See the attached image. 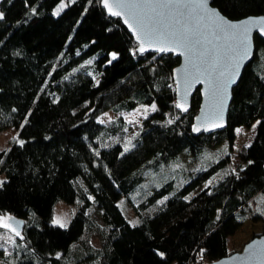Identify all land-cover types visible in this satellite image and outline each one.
Returning a JSON list of instances; mask_svg holds the SVG:
<instances>
[{
  "label": "trees",
  "instance_id": "trees-1",
  "mask_svg": "<svg viewBox=\"0 0 264 264\" xmlns=\"http://www.w3.org/2000/svg\"><path fill=\"white\" fill-rule=\"evenodd\" d=\"M60 3L0 0V132L18 129L24 141L0 151V214L26 222L23 238L17 237L10 254L0 248V259L209 264L233 253L230 239L244 224L264 221L256 206L264 196V40L255 37V57L233 91L226 129L195 135L201 92L187 114L177 109L173 70L179 57L140 55L133 36L101 0H72L56 15ZM213 5L232 20L264 14V0ZM113 52L118 57L108 63ZM153 104L156 110L130 138L123 115L99 120L108 110ZM256 121V136L233 171L228 153L236 129ZM221 144L227 149L221 148L218 160L183 183L163 173L182 154L201 158ZM148 178L156 182L142 193ZM59 201L76 207L65 228L53 223Z\"/></svg>",
  "mask_w": 264,
  "mask_h": 264
},
{
  "label": "snow or ice",
  "instance_id": "snow-or-ice-1",
  "mask_svg": "<svg viewBox=\"0 0 264 264\" xmlns=\"http://www.w3.org/2000/svg\"><path fill=\"white\" fill-rule=\"evenodd\" d=\"M103 4L113 16H122L127 13L132 22L130 23L128 18L124 22L128 24L134 33H137L136 39L139 41L137 51L141 53L147 51L148 48L145 45H155L156 50L159 52L175 51L176 48L185 50L189 57L188 64L190 65L184 70L185 94L192 85L200 83L202 78L207 79L211 95L214 98H220L221 111L217 115L221 122L216 123L214 126L223 127V95L226 93L228 86L235 82L242 61L248 57L249 36L252 30L258 28L261 34H264V17L259 19L251 18L233 24L221 16L217 10L209 8L208 0H157L154 3L137 2V0H114L113 3L110 0H103ZM67 6L64 0H61L56 15H59ZM114 7L124 11H114ZM33 12H35V9H33ZM164 16H171L175 23L163 24L160 18ZM186 16H192L195 20V25L180 24V19L178 18ZM3 19L4 13L0 12V20ZM201 29L210 30L217 39H223L229 44L232 54L228 57L226 69H221L222 60L219 56H209L206 52H201L197 49L196 46L200 44V40L197 37L202 35ZM133 54L135 55V52ZM110 55L112 59L108 63L118 57L116 52ZM86 63L91 64L92 60ZM73 71L76 70L74 69ZM177 107L187 111V108L182 104H177ZM151 110L155 111L156 105L153 104ZM105 116H107V113H105ZM104 122L103 119L100 120V123ZM25 123H27V118ZM195 130L199 131L200 129L197 127ZM18 143L23 145L24 141L18 140ZM124 151H128V148L126 147ZM97 155H99V152H97ZM212 182L210 179L205 187L211 185ZM4 183L5 181L0 180V187ZM164 199L166 200L167 197ZM185 199H188V197H185ZM160 203H163V201H160ZM14 220L15 218L10 215L0 214V227L10 230L15 237L23 238L18 228L9 222ZM16 223L20 224L23 222ZM53 223L61 228L67 227V223L61 217L54 219ZM133 227H135V223H133ZM8 242L15 244V240L11 236L8 237ZM0 247H3V245H0ZM160 255L163 256L164 254L160 253Z\"/></svg>",
  "mask_w": 264,
  "mask_h": 264
},
{
  "label": "water",
  "instance_id": "water-1",
  "mask_svg": "<svg viewBox=\"0 0 264 264\" xmlns=\"http://www.w3.org/2000/svg\"><path fill=\"white\" fill-rule=\"evenodd\" d=\"M110 2L114 3V0H110ZM137 2L154 3L157 2V0H137ZM101 5L112 18H118L121 20L123 25L127 28V30L130 32V34L133 36L134 40L136 41L137 49H138L139 41L136 39L137 33H134L129 28L128 24L124 22L126 18L129 19L130 23L132 22L131 19L128 17L127 13H125V15L122 16H113L105 8L103 4V0H101ZM208 6L211 9L217 10L221 16H223L233 24H237L249 20L251 18L259 19L261 17H264V14L251 15L239 20H232L228 18L226 15H224L217 7L213 5V0H208ZM113 10L124 11L123 9H119L115 7L113 8ZM160 19L163 24L175 23V20L171 16H164L161 17ZM178 19H180V24L195 25V20L193 19L192 16H186ZM201 32L202 35L197 37L200 40V44L196 46L197 49L201 52H206L209 56H219L222 60L221 69L222 70L226 69L228 66V57L232 54L229 49V44L226 43L223 39H217L216 36L213 35L210 30L201 29ZM256 36H259L264 40V34H261L258 28H254L249 36L248 57L242 61L239 69V74L236 77L235 82L228 86L226 93H224L223 95V108H222L223 127L214 126L216 123L221 122L217 115L221 111L220 98H214L211 95L209 91V82L207 79L202 78L200 83H196L192 85L191 88L188 89L187 93L185 94V84L183 80L184 70L186 67H190V65L188 64L189 57L184 49L176 48L175 51L159 52L156 50L155 45H151V46L145 45L148 48L147 51L143 53L139 51L137 52L142 56L149 53H158V54H173L174 56L180 58L179 65H177L173 70V81L176 85L177 104L184 105V107L187 108V111H184L182 108L177 107V104L176 107L182 114H187L192 108V102L195 94L197 93L198 89H200L201 103H200L199 111L194 119L193 133L195 135H199L202 133L213 134L215 132H219L226 129L228 125V115H229L231 103L233 101V91L235 87L238 85L245 68L253 61L255 57V53L257 50L256 41H255ZM197 127L200 129L199 131L195 130ZM11 216L14 217L15 220L9 222L13 223V225L16 226L22 234L26 226L25 220L15 215H11ZM16 222H23V223L17 224ZM209 264H264V232L254 237L252 240H250L244 246L242 251L230 253L228 256L223 257Z\"/></svg>",
  "mask_w": 264,
  "mask_h": 264
},
{
  "label": "rangeland",
  "instance_id": "rangeland-1",
  "mask_svg": "<svg viewBox=\"0 0 264 264\" xmlns=\"http://www.w3.org/2000/svg\"><path fill=\"white\" fill-rule=\"evenodd\" d=\"M72 0H64V2L68 5V3ZM60 5V4H59ZM58 5V6H59ZM54 10L56 14L57 8ZM153 111L151 110V106H144L140 105L136 110H132L130 112L121 111V112H114L112 110H108L99 116V120L103 119L105 122L108 123L118 117L119 115H123L128 124V137L130 138L132 134L137 132L143 123V120L150 115ZM107 113V116H105ZM258 121H256L251 127H240L236 129V141L233 145L232 150L229 154V160L231 162V168L236 169L239 164L241 163L240 159V151L247 147L255 138L257 133ZM19 139V130L15 128H9L0 132V151L9 149L15 142H18ZM221 148L227 149L224 144L215 145L211 148L210 153H205L201 158H195L193 155L189 153H184L181 155V162L176 163L174 167L167 168L163 170L164 174H169L172 177H178V184L183 183L187 180V177L192 173V171L198 170L201 167L207 166L211 161L218 160V157L221 154ZM166 171V172H165ZM178 175V176H177ZM155 180L153 178H148L147 181L144 183V190H141L142 193L146 188H150L151 185L155 184ZM162 181H159L161 183ZM258 204L257 209L263 211L264 210V196H258ZM260 207L258 208V206ZM122 208L125 210L124 203L121 202ZM76 207L71 205L65 201H59L57 203L54 219L57 217H61L64 222L69 225L71 219L75 215ZM127 215L131 217L133 220V212L129 208H126ZM264 232V221L252 222L247 221L244 226L237 232L235 236L230 239V248L231 252H240L243 250L244 246L252 240L254 237L262 234ZM11 236L14 240L17 237L14 236L10 232V230L4 229L0 227V245H3L5 254H10L13 251V243L8 242V237ZM94 245L99 246V240L94 238L92 240ZM0 264H12L0 259ZM176 264V263H175Z\"/></svg>",
  "mask_w": 264,
  "mask_h": 264
}]
</instances>
